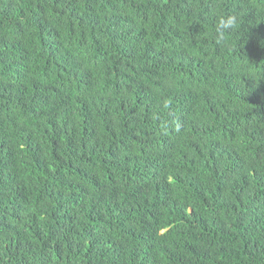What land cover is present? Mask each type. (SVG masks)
<instances>
[{"label":"trees","instance_id":"trees-1","mask_svg":"<svg viewBox=\"0 0 264 264\" xmlns=\"http://www.w3.org/2000/svg\"><path fill=\"white\" fill-rule=\"evenodd\" d=\"M0 264H264V0H0Z\"/></svg>","mask_w":264,"mask_h":264},{"label":"clouds","instance_id":"clouds-1","mask_svg":"<svg viewBox=\"0 0 264 264\" xmlns=\"http://www.w3.org/2000/svg\"><path fill=\"white\" fill-rule=\"evenodd\" d=\"M237 25V18L235 16H230L226 19H222L219 21V25L217 27V32L219 33V39L224 38V31L228 29H234Z\"/></svg>","mask_w":264,"mask_h":264}]
</instances>
